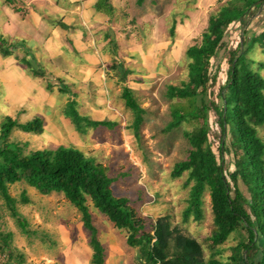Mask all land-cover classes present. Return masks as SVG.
I'll use <instances>...</instances> for the list:
<instances>
[{
  "label": "trees",
  "instance_id": "trees-1",
  "mask_svg": "<svg viewBox=\"0 0 264 264\" xmlns=\"http://www.w3.org/2000/svg\"><path fill=\"white\" fill-rule=\"evenodd\" d=\"M6 2L15 10H20L16 0ZM261 8L264 9V0H228L222 5L210 17L201 43L186 50L188 80L179 86H169L166 93L170 99L194 100L192 114H178L177 109L172 112L167 131L178 128L188 117L203 120L194 130L184 131L189 144L187 155L184 160L175 163L171 175L180 178L186 173L188 176L185 186L190 185V191L183 222H188L190 217L202 220L204 193L209 192L214 228L208 239L214 251L208 259L199 240L174 225L170 214L158 216L147 229L146 219L131 206L129 198L114 193L113 185L117 178L111 177L102 163L88 157L82 150L61 145L55 149L25 151L27 142L12 141V131L20 129L26 133L41 134L44 121L36 117L21 123L7 115L0 125V197L22 232L27 233L28 223L18 211L17 200L9 191L10 186L16 183H25L43 195L62 193L79 210L82 222L90 232L91 264L106 262L105 249L93 223L90 206L107 217L115 227L128 232L127 243L138 248L140 264H264V140L258 132V128L264 125V75L261 73L264 62H257L255 58L257 48L264 53V25L258 33H253L249 39L241 40L236 48L226 51L224 80L219 77L221 68L218 72L213 71L214 59L219 49L226 45L224 37L228 27L237 23L247 24L248 18ZM13 46L15 44L0 34L3 56L13 54ZM21 61L34 75L46 76L27 58L22 57ZM256 62L258 66L255 68ZM129 72L128 69L123 71L121 81H126ZM215 94L221 100L220 108L217 102L211 100L209 106L204 100L208 95ZM199 97L202 106L198 104ZM121 98L125 106L134 112L133 129L138 136L145 109L134 91L126 85ZM210 107L218 115L217 148L213 147L210 137L207 116ZM65 113L80 132L84 131V127H113L116 124L111 120H92L81 115L74 99L66 104ZM225 154L231 155L232 168H227ZM21 201L23 204L29 202L25 191ZM240 231L244 234L232 247L229 260L218 258V246ZM12 239V232L0 229L1 253L8 251L10 259L22 264V255L15 254L11 249Z\"/></svg>",
  "mask_w": 264,
  "mask_h": 264
},
{
  "label": "rangeland",
  "instance_id": "rangeland-1",
  "mask_svg": "<svg viewBox=\"0 0 264 264\" xmlns=\"http://www.w3.org/2000/svg\"><path fill=\"white\" fill-rule=\"evenodd\" d=\"M227 2L228 0H171L170 4L164 7L167 11L168 28L163 33L167 39V47L161 48L164 40L161 41L160 37L156 36L154 39L146 40L148 54L133 55L135 62L139 63L136 71L139 79L135 81L141 83L135 92L145 109L140 135L136 136L133 129L134 112L128 109L121 99L125 83L121 80L116 87L117 98L114 103L118 105L122 117L113 127H84V131L79 132L89 133L75 138H73L75 135L70 136L63 132L57 136L44 134L51 130L49 125L41 134H28L20 129H15L11 133L12 141L27 142L25 148L27 152L39 148L55 149L61 145L80 147L88 157L102 163L111 177L117 178L113 185L114 193L129 198L131 206L146 219L147 229L151 221L158 216L170 214L174 225L180 226L184 233L199 240L206 259L214 251L210 248L208 239L214 228L209 192L204 193L202 220L196 221L190 217L188 222H183L190 191V185L185 186L188 176L186 173L180 178L171 175L175 163L184 160L187 155L189 144L184 137V131L194 130L203 123V120L188 117L178 128L167 131V125L172 120V112L177 109L178 114H192L194 100L190 102L188 98L170 99L166 93L169 86H179L188 80L186 50L201 43L210 17ZM248 19L245 25L237 23L228 27L224 37L226 45L219 49L214 59L213 71L215 69L218 72L220 68L222 69L219 73L221 81L225 78L227 68L224 54L229 48H236L241 40L249 39L253 33L261 30L264 25V9L261 8ZM140 28L143 32V25H140ZM134 33L139 41L143 39L138 29ZM5 39L9 42L8 38ZM1 58L4 56L1 55ZM255 58L257 62H264V53L260 48L256 49ZM257 62L255 68L258 66ZM141 64L153 73L156 71L154 76H150L149 71L147 72ZM261 73L264 75V68ZM4 95V88L0 84V125L7 115L23 123L32 120L33 116L28 117L27 114H10L12 107L4 101ZM204 100L209 106L211 100L217 102L219 108L222 106L217 94L208 95ZM198 104L202 106L200 97ZM85 115L90 119H99L97 116L93 118L92 114ZM207 116L211 141L213 147L217 148L218 115L210 107ZM70 120L72 122L71 118ZM258 132L264 140V125L258 128ZM225 160L227 168H232L231 155L225 154ZM9 191L17 200L18 211L27 220L28 231L22 232L1 197L0 229L13 233L11 249L15 254L22 255L24 258L22 264H85L80 261L77 252L74 254V249L82 240L90 245V232L85 228L79 210L62 193L43 195L25 183L11 185ZM23 191L29 199L26 204L21 201ZM91 208L93 223L97 227L98 237L106 252V264H140L138 248L127 243L128 232L115 227L96 208ZM243 234V231L235 232L224 244L218 246L216 250L220 253L217 257L228 261L232 247L241 240ZM0 264L17 263L9 258L8 251L5 253L0 251ZM87 264H91V260Z\"/></svg>",
  "mask_w": 264,
  "mask_h": 264
},
{
  "label": "crops",
  "instance_id": "crops-1",
  "mask_svg": "<svg viewBox=\"0 0 264 264\" xmlns=\"http://www.w3.org/2000/svg\"><path fill=\"white\" fill-rule=\"evenodd\" d=\"M170 2L16 0L20 10H15L6 0H0V34L15 44L13 54L1 58L0 52V84L5 92L4 101L12 107L10 114L42 118L44 129L48 125L51 129L44 134L57 136L63 132L80 137L82 133L65 113L66 104L74 99L81 115L92 114L98 120L106 118L119 123L122 114L114 100L121 75L125 69L130 70L123 85L137 97L135 89L141 83L135 81L139 79L136 73L139 63L133 55L148 54L146 40L156 36L164 40L161 48L167 47L164 7ZM137 29L143 38L140 41L134 33ZM22 57L46 76L34 75L22 64ZM141 66L150 76L156 73ZM50 84L53 86L49 87ZM77 246L74 254L78 253L82 263H90L92 247L85 240Z\"/></svg>",
  "mask_w": 264,
  "mask_h": 264
}]
</instances>
